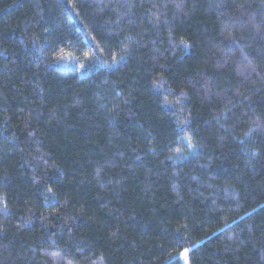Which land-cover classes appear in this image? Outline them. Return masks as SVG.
<instances>
[{"label": "trees", "instance_id": "obj_1", "mask_svg": "<svg viewBox=\"0 0 264 264\" xmlns=\"http://www.w3.org/2000/svg\"><path fill=\"white\" fill-rule=\"evenodd\" d=\"M0 264H264V0H0Z\"/></svg>", "mask_w": 264, "mask_h": 264}, {"label": "rangeland", "instance_id": "obj_2", "mask_svg": "<svg viewBox=\"0 0 264 264\" xmlns=\"http://www.w3.org/2000/svg\"><path fill=\"white\" fill-rule=\"evenodd\" d=\"M183 259H184V257H183Z\"/></svg>", "mask_w": 264, "mask_h": 264}]
</instances>
